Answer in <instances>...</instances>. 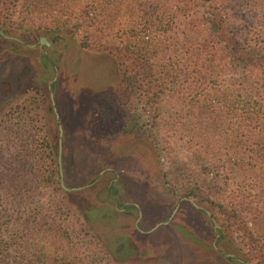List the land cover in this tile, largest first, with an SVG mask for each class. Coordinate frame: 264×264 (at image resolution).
Instances as JSON below:
<instances>
[{"label": "rangeland", "instance_id": "rangeland-1", "mask_svg": "<svg viewBox=\"0 0 264 264\" xmlns=\"http://www.w3.org/2000/svg\"><path fill=\"white\" fill-rule=\"evenodd\" d=\"M113 2H105L103 9L114 8L117 2L115 5ZM100 3V0H12L9 14L0 15L3 33L0 115L28 90L43 91L44 116L48 133L57 144V161L62 146V166L60 169L58 162L56 179L64 191L63 197L53 186L32 189L29 197L32 201L16 213L13 238L10 235L14 223H5L0 217V232L9 242L3 252L9 256L1 257V263L7 264L17 257L24 264H38L37 258L43 254L48 258L58 256L57 263L71 260L75 264L244 261L216 244L221 219L214 216L210 205L194 198H180L187 186L212 184V174L207 170L216 167L208 166L211 169L206 170L197 165L190 160L181 141L168 135L173 147L169 156L186 164L178 174H169L167 183H163L154 149L144 131L123 128L133 101L129 89L121 87V72L115 58L97 47H82L78 39L86 33L81 27L75 38L45 27L36 39L32 36L31 31L38 25L79 23L81 15L84 16L81 11L86 7L99 19L87 21L89 31H93L91 36L104 38L99 24L103 18ZM126 6V3L119 5L120 14L109 20L114 24L111 36L116 42L132 37L131 33L124 34L120 25L127 18ZM41 38L49 45L41 44ZM164 164L165 169L179 167L171 162ZM222 168L216 170L221 172L217 175L222 178L218 182L226 186L227 166ZM61 178L70 190L63 188ZM228 183L229 188L235 187L233 182ZM166 186L178 195L170 193ZM211 243L222 256L211 249Z\"/></svg>", "mask_w": 264, "mask_h": 264}, {"label": "trees", "instance_id": "trees-1", "mask_svg": "<svg viewBox=\"0 0 264 264\" xmlns=\"http://www.w3.org/2000/svg\"><path fill=\"white\" fill-rule=\"evenodd\" d=\"M100 1L104 38L91 36L87 21L96 20L97 14L92 16L86 7L79 23L38 25L32 36L36 39L45 27L75 38L81 27L86 33L78 39L82 47H97L115 58L121 87L129 89L133 101L123 128L144 131L163 183L186 164L169 156L173 147L168 135L176 136L190 160L204 169L227 166L226 186L219 185V170H207L213 183L187 186L180 198L211 206L221 219L216 229L220 248L264 264V0ZM107 1L117 5L104 10ZM11 2L0 0V15L9 14ZM123 3L127 18L120 25L132 37L116 42L109 20L120 14ZM44 110V93L36 89L0 115V217L5 223H14L16 213L32 201V189L53 186L64 197L56 179L57 144L48 133ZM165 162L179 167L165 169ZM228 182L235 187L229 188ZM15 225L11 224V238ZM80 226L83 230V222ZM2 238L0 232V258L7 259L9 253L3 252L9 242ZM50 257L38 256V264H75L57 263L58 256L49 261ZM7 264L24 262L15 257Z\"/></svg>", "mask_w": 264, "mask_h": 264}, {"label": "water", "instance_id": "water-1", "mask_svg": "<svg viewBox=\"0 0 264 264\" xmlns=\"http://www.w3.org/2000/svg\"><path fill=\"white\" fill-rule=\"evenodd\" d=\"M41 43H45V44H49V42L45 39V38H41ZM60 142H61V139H60ZM61 149H62V146H61V144H60V151H59V159H58V162H59V166H60V169H61V166H62V161H61ZM61 183H62V186H63V188L65 189V190H70V188H68V187H66L65 185H64V182H63V180H62V178H61ZM196 207H198L199 208V206H198V204L197 203H195L193 200H190ZM209 214V213H208ZM163 223H167V222H163ZM218 225L217 224H215V227H217ZM226 256L227 257H231V255H227L226 254ZM247 264H252V263H247Z\"/></svg>", "mask_w": 264, "mask_h": 264}, {"label": "flooded vegetation", "instance_id": "flooded-vegetation-1", "mask_svg": "<svg viewBox=\"0 0 264 264\" xmlns=\"http://www.w3.org/2000/svg\"><path fill=\"white\" fill-rule=\"evenodd\" d=\"M1 34H3V33L0 32V35H1ZM41 44H44L45 46H48V45H49V44L47 45V44H45V43H41Z\"/></svg>", "mask_w": 264, "mask_h": 264}]
</instances>
